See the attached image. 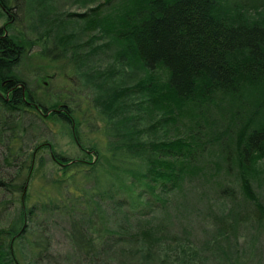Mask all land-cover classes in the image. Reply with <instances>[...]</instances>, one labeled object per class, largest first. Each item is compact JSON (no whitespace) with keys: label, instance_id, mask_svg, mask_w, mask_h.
Returning a JSON list of instances; mask_svg holds the SVG:
<instances>
[{"label":"trees","instance_id":"16d2710c","mask_svg":"<svg viewBox=\"0 0 264 264\" xmlns=\"http://www.w3.org/2000/svg\"><path fill=\"white\" fill-rule=\"evenodd\" d=\"M262 5L264 0H98L89 18L96 38L107 37L102 46L119 45L120 63L146 71L131 86H119L75 65L70 34L48 16L43 0H0V143L7 147L0 160L11 166L8 172L0 163V264H98L102 252L110 255L114 244L130 241L150 260L162 229L153 221L156 213L209 166L223 201L210 203L218 210H210L212 231L201 249L192 240L190 248L177 245L174 264H182L181 254L189 256L187 264H264V201L253 187L264 157V11L249 12ZM31 57H47L49 64L63 59L62 73L68 65L72 73L69 85L37 95L20 69ZM135 92L147 110L142 125L123 115ZM75 95L96 108L104 148L78 135L80 122L89 125V118ZM24 113L59 122L83 154L67 157L50 140L36 143L28 155L22 145L13 148ZM44 148L50 160L40 155ZM40 176L64 188L65 198L28 202V184ZM55 211L68 219L63 250L52 247L44 219L38 221L41 213Z\"/></svg>","mask_w":264,"mask_h":264},{"label":"rangeland","instance_id":"374dc122","mask_svg":"<svg viewBox=\"0 0 264 264\" xmlns=\"http://www.w3.org/2000/svg\"><path fill=\"white\" fill-rule=\"evenodd\" d=\"M43 1L48 7V16H52L57 20L56 22H58L61 31L68 32L70 34L72 43L77 49L75 57L76 66H80L82 69L87 68V71L93 74L97 73L100 76L104 75L109 83L119 84V86H131L141 77L146 75V71L144 69L141 67H136L131 62H119L117 58L119 57V51H121V48L117 43L113 42L109 47H106L102 46V44L109 41L107 40L106 36L96 38L98 37L97 27L93 26V24L89 21V18L91 17L90 7L94 6L98 0H85L84 3L80 2L79 0ZM254 8H257V10L254 11ZM262 11H264L263 5L251 7L249 10V12L254 13V15H256L255 13L257 12ZM2 19L3 18L0 17V22ZM49 62L50 59L47 57H42L39 59L38 57H31V60L27 65L25 62H22L20 65V69L25 72V77L23 78L24 82L30 87H36V94L39 96H45L44 90L53 94L54 90H58L60 86L62 87L69 85V81L67 80L72 77L69 65L66 66V69L69 70H67L66 73H62L63 68H61V64L63 59L53 60L51 61V64H49ZM40 64H42L41 68H36ZM34 68L36 70H34ZM43 74L44 77H42ZM75 81H77V78ZM75 98L79 99L78 101L83 110L82 116L89 118V125H86V120H84V123L80 122L78 135L80 138H83L84 143L94 141L97 143L96 145L99 148H104L105 136L100 132L103 121L100 119L98 113H96V108L92 109L89 106L91 101L88 97L86 98L83 95H75ZM131 98L133 101L130 104L129 99V107L125 109L123 115L128 118V122H134L140 125L148 122L147 110L144 109L146 107L145 102L139 103L141 101L140 99H143L141 93L135 92V94L131 95ZM134 102L136 104H133ZM20 119V140L14 141L12 144L13 148L15 146L17 147L18 145H22L23 151L26 155H28L36 143L43 140H50L53 142L56 151L66 155L67 157L83 154L84 151L80 148L76 141L74 143L71 140L70 134L68 132H62V126V130H60L61 124H59V122L53 121L49 118H32L29 113H24ZM6 148L7 147L5 144L0 143V159H2V154L5 152ZM39 153L46 159L51 157L48 148L40 150ZM0 163L2 165L1 168L5 169L6 171L11 170V166L9 168L4 164V162H2V160H0ZM259 165L262 172L255 177L253 181V187L257 191L260 198L264 201V157L260 159ZM206 170L205 176L199 174L198 176L192 177L191 179H187L186 184L184 185L185 189L182 192L176 191L175 194H171V197L168 200L165 208L160 211L158 210L159 212L156 213L153 221L156 222L157 225L158 223H161L162 229L157 231L156 236L158 239H156L152 245L150 260L142 258L143 252L141 254V250L136 248V245L130 241L128 244L125 242L118 245L114 244L115 250H111L110 255L109 252H102L100 254L98 264H174V254L177 245L190 248L192 247V243H190L192 240L195 242L197 247L201 249L202 243L201 245L199 244L202 242L201 239H203L204 236H207V238L210 237L212 231L210 222L213 215L210 210H218L217 208L212 207L210 203L217 200L223 201L220 199V197L224 196V194L219 190V185H217V187L215 185V183L218 181L217 176L216 179L215 176H211V172H216L213 170V168H211V166H209V169ZM221 170V175H226L224 170ZM227 175H230V178L234 179L232 174ZM79 178L80 174H76V183L80 182ZM84 183L86 186H89L88 183ZM231 186H233L235 191H237V198L241 199L236 182H231ZM217 190L220 193H218ZM28 193V202H32L37 199L47 200L45 198L49 195L52 197L59 195V198L61 199H64L66 196L64 188H58L56 185H53L50 180L43 176H40L36 179L32 178L28 184ZM146 193L147 197H150L152 200H154V196L151 194L150 190L146 191ZM220 203L222 202H219L218 205ZM10 210V214L5 215L1 219L2 223L7 222L10 218L11 212L13 211V206L10 208ZM168 213L171 214L170 217L166 216ZM42 219H44L43 224L47 225V229L51 234V238L53 239L52 247L55 248V250L58 248L63 250L66 245L64 229L68 224L67 215L57 211L54 213L51 212L50 215L49 212H47V214L46 212H43L41 213V217H39L38 221ZM169 219L173 221L171 224L166 222ZM30 225L32 228H35L33 226V220L30 222ZM183 228H187L190 231L187 234L184 233L186 238H184V236L177 231L180 229L182 230ZM181 237V240H177ZM262 237L263 236L260 238ZM260 241L262 244L263 240L260 239ZM119 247H123V249L118 250L117 248ZM202 247L205 249L204 246ZM109 248L110 247H108V249ZM205 255L206 251L198 256H202L203 258ZM188 259L189 256H185L183 254H181L179 258L182 264H187ZM194 262L199 263V259L195 258ZM41 264L56 263L48 261V263L42 262Z\"/></svg>","mask_w":264,"mask_h":264}]
</instances>
